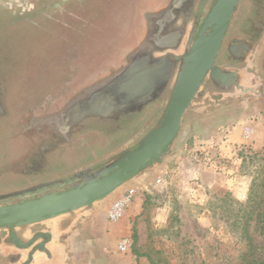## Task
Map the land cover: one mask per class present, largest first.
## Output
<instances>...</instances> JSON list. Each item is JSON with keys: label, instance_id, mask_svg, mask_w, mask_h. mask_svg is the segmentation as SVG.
I'll return each mask as SVG.
<instances>
[{"label": "flooded vegetation", "instance_id": "obj_1", "mask_svg": "<svg viewBox=\"0 0 264 264\" xmlns=\"http://www.w3.org/2000/svg\"><path fill=\"white\" fill-rule=\"evenodd\" d=\"M150 1L142 28L134 25L126 39L131 53L117 51L116 60L110 58L113 50L108 56H99L101 61L119 66L110 86L102 85L95 91L88 90L85 97L58 104L48 118H31L34 100L15 99L11 92L15 85L0 83V206L86 183L88 176L136 145L158 121L214 0ZM89 2L37 0L25 4L29 9L18 16L31 20L66 12L59 25L71 31L74 23L89 15V10L78 9L79 4ZM73 35L66 46L70 55L86 50L83 45L91 37L88 33ZM232 42L237 47L233 55L228 52ZM215 66L229 78L204 81L186 113L184 124L190 121L186 133L180 131L157 166L172 158L197 126L209 135L264 109V0H238ZM15 101L18 103L12 104ZM12 110L24 115L16 116ZM28 117L30 122L20 131L19 124ZM94 121L116 124V128H102V137L96 139L94 135L100 129ZM17 125L21 133L16 132ZM154 166L140 171L125 190L140 183ZM107 218L108 212L81 210L17 228L13 234L1 230L0 264H107L101 257Z\"/></svg>", "mask_w": 264, "mask_h": 264}, {"label": "rangeland", "instance_id": "obj_2", "mask_svg": "<svg viewBox=\"0 0 264 264\" xmlns=\"http://www.w3.org/2000/svg\"><path fill=\"white\" fill-rule=\"evenodd\" d=\"M36 1L0 0V83L15 85V99L34 100L31 118H48L58 104L111 85L119 66L99 56L113 50L116 60L117 51L131 53L126 39L134 25L142 28L151 1L89 0L78 6L89 10L88 17L71 31L59 25L66 12L20 19L29 9L25 4ZM72 33L91 37L86 50L70 55ZM27 122L29 117L19 120L20 131ZM93 123L100 129L96 139L102 128H116ZM244 126L254 130L245 141ZM195 130L172 158L131 188L136 196L123 217L103 227L107 264H245L252 254H264V109L209 135L201 126ZM251 192L255 198L248 202ZM124 237L131 248L120 253L116 246Z\"/></svg>", "mask_w": 264, "mask_h": 264}, {"label": "water", "instance_id": "obj_3", "mask_svg": "<svg viewBox=\"0 0 264 264\" xmlns=\"http://www.w3.org/2000/svg\"><path fill=\"white\" fill-rule=\"evenodd\" d=\"M237 3L238 0H214L185 57L186 66L165 109L136 145L113 163L88 176L87 182L80 186L0 206V231L8 230L13 234L17 228L53 221L81 210L106 214L125 193L126 184L134 182L140 171L152 165H155L152 170L158 169L156 164L177 140L186 113L204 81L229 78L220 73L215 62ZM234 48L233 42L230 43L228 52L231 55ZM238 48L245 47L238 45Z\"/></svg>", "mask_w": 264, "mask_h": 264}, {"label": "built area", "instance_id": "obj_4", "mask_svg": "<svg viewBox=\"0 0 264 264\" xmlns=\"http://www.w3.org/2000/svg\"><path fill=\"white\" fill-rule=\"evenodd\" d=\"M254 134V130L251 127H245L243 129V138L244 140L251 139L252 135ZM136 189H129L126 191L121 197H119L108 212V222L109 223H116L122 217L124 212L127 208L131 205L132 201L136 196ZM117 251L120 253L126 252L131 248V241L124 237L119 240L117 243Z\"/></svg>", "mask_w": 264, "mask_h": 264}, {"label": "trees", "instance_id": "obj_5", "mask_svg": "<svg viewBox=\"0 0 264 264\" xmlns=\"http://www.w3.org/2000/svg\"><path fill=\"white\" fill-rule=\"evenodd\" d=\"M253 197H254L253 192H251L250 198L248 199V202L253 201L255 198V197L254 198ZM260 229H261V234L264 235V222H263ZM245 264H264V254L261 256H258L257 254H255V255L252 254L249 260L246 258Z\"/></svg>", "mask_w": 264, "mask_h": 264}, {"label": "crops", "instance_id": "obj_6", "mask_svg": "<svg viewBox=\"0 0 264 264\" xmlns=\"http://www.w3.org/2000/svg\"><path fill=\"white\" fill-rule=\"evenodd\" d=\"M245 127H247V126H244V127H242V128L244 129ZM243 129H242V130H243ZM242 130H241V132H242ZM242 134H243V132H242ZM242 138H243V136H242ZM243 140H244V138H243ZM244 141H245V140H244Z\"/></svg>", "mask_w": 264, "mask_h": 264}]
</instances>
